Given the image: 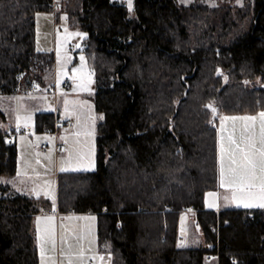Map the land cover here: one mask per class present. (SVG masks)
Listing matches in <instances>:
<instances>
[{
  "label": "trees",
  "instance_id": "trees-1",
  "mask_svg": "<svg viewBox=\"0 0 264 264\" xmlns=\"http://www.w3.org/2000/svg\"><path fill=\"white\" fill-rule=\"evenodd\" d=\"M135 10L131 17L113 0H0L2 93L15 92L33 68L54 64V53L37 48L38 12L55 11L57 20L66 13L71 27L86 32L103 114L97 164L58 174L60 212L96 213L112 264H207L211 253L220 264H264V208L206 206L218 185L221 111H264V0L248 10L135 0ZM211 102L221 110L215 119ZM3 121L0 108V176L10 177L18 145ZM56 122L55 112L36 114L38 130ZM52 204L0 181V264H40L34 221ZM189 209L202 230L198 245L182 243Z\"/></svg>",
  "mask_w": 264,
  "mask_h": 264
},
{
  "label": "rangeland",
  "instance_id": "rangeland-1",
  "mask_svg": "<svg viewBox=\"0 0 264 264\" xmlns=\"http://www.w3.org/2000/svg\"><path fill=\"white\" fill-rule=\"evenodd\" d=\"M65 1L56 0L59 4ZM113 1L129 7V0ZM197 1L232 6L241 10H248L253 5V0H179L182 4ZM129 11L131 17L136 16L135 0H131ZM85 36L84 30L70 26L66 13H62L57 20L55 11L38 12L37 48L54 53V64L44 69L33 68L28 76L22 78L15 92H0V108L6 114V121L2 123L4 126L10 124L15 128L19 161L17 174L10 177L0 176V181L11 180L18 190L46 197L53 203L57 202L58 174L62 172L61 168L67 169L66 171L94 170L97 164V124L103 114L96 109L95 71L84 50ZM67 76L72 79L69 87L64 84ZM41 111L56 113L54 130L37 129L36 114ZM224 117L235 116L221 111L216 121L218 130L225 120ZM261 122V118H257L253 125L246 124L243 119L232 120L229 129L222 134L220 153L224 176L231 177L230 170L237 168V165L232 163L235 145L231 139L244 147L242 138L251 136L254 150H258ZM62 137L64 139H61ZM235 159L239 161V153ZM256 176L259 186L261 181L258 168ZM257 191L260 193V188ZM217 197L218 192L210 190L211 204L216 202ZM49 217L52 219L49 220ZM96 222V216L91 214H38L34 221V234L40 249V264H67L64 263L65 257L69 261L73 260L70 264H88L90 261L97 264L96 258L88 255L92 249L97 251L99 247ZM63 226H66V231L61 233L60 244V229L63 232ZM180 232L184 245H198L203 242V236H200L201 228L191 210L182 212ZM187 233L193 243L184 239ZM41 247L44 249L43 255ZM106 247H109L108 243H105L104 248L100 246V249L104 251ZM59 249L62 251V259ZM111 257L109 254V260L105 259L103 264H112Z\"/></svg>",
  "mask_w": 264,
  "mask_h": 264
},
{
  "label": "crops",
  "instance_id": "crops-1",
  "mask_svg": "<svg viewBox=\"0 0 264 264\" xmlns=\"http://www.w3.org/2000/svg\"><path fill=\"white\" fill-rule=\"evenodd\" d=\"M57 4L60 5L59 3H57ZM261 112H264V111H259L257 113H253V114L252 113H245V114H238V115H236V114H228V115L235 116V117H247L248 115H252L254 117L260 118L259 113H261ZM229 118H231V117H229ZM232 120H230V121L227 120V119L223 120L222 121V124H220L219 130H218L219 131V176H218V185L214 189V190H216L218 192V197H217L216 202H214L212 204L210 203V201H211L209 199V192L210 191H208L207 194H206V206L208 208H212V209H216V210H221V209H224V208H233V207L246 208V207L243 206L244 203H253L255 205V204H258V203L261 202L259 200L260 193L257 191L260 188L258 186L259 182H258L257 179L255 180L256 187L252 188L250 193L249 192H246V191L245 192L238 191L235 185L230 184L228 182L229 179L231 178L229 175H225L224 176V186H221V180H222V176H221V169H222L221 168V164H223V163H222V154L220 153L221 152V149H220V140H221L222 134L225 133V131L229 129V126H230V123L232 122ZM237 120H239V119H237ZM254 122L255 121H251V120L246 121L245 120V123L246 124H249V125H250V123L253 125ZM9 126H10V124H9ZM230 174H232V173H230ZM6 181L7 182H10L14 186V183L11 180H6ZM15 189L18 190V188H15ZM18 191L25 192V191H22V190H18ZM25 193H28V192H25ZM234 196H235V198H233ZM50 208H56V209H58L57 202L53 203L50 207L44 209V211H42L43 214H45V215H47V214L54 215L53 213H49L48 212V209H50ZM252 208H261V207L254 206V207L246 208V209H252ZM189 210L192 211V214L195 217L194 210H192V209H189ZM60 213H62V212H60ZM74 213H78V212H68V213H64V214H67L68 215V214H74ZM81 214H91L92 216H96V221H97V215L94 212H83ZM196 222L198 224V221H196ZM65 228H66V226L65 227L63 226V232L60 229V237H59L60 238L59 239L60 244L62 243L61 233L63 234L66 231ZM97 233H98V228H97ZM200 236H203L202 230H201ZM184 239L188 243H193L192 242L193 239L192 238H189L188 233L184 236ZM94 244H95V242H94ZM98 244H99L98 245L99 246L98 247V250L96 251L95 249H92V251L88 255H93L96 258L97 264H103V261L105 259L107 261L109 260V254H111V253L109 251V247H106V249L104 251H102L100 249V246L101 245L99 243V240H98ZM59 252H60L61 259H62V251H60V249H59ZM105 252H106V255H105ZM72 261L71 260L69 261L67 257L64 258V263L70 264V263H72ZM89 263H92V262L90 261ZM207 264H220V263H219L218 257L215 256L212 259H209L208 258Z\"/></svg>",
  "mask_w": 264,
  "mask_h": 264
},
{
  "label": "snow or ice",
  "instance_id": "snow-or-ice-1",
  "mask_svg": "<svg viewBox=\"0 0 264 264\" xmlns=\"http://www.w3.org/2000/svg\"><path fill=\"white\" fill-rule=\"evenodd\" d=\"M129 9H131V0H129ZM215 111V109H213ZM261 118V136H260V148L258 150L255 149V145L253 143L251 136H246L242 138V143L244 147H241L240 144L234 139H231L233 145H235V149L233 152V160L232 163L237 165V168L231 169L232 176L229 179V183L236 186L237 190L240 192L248 191L251 192V189L256 187L255 180L257 179L256 170L259 169L260 172V195L259 200L261 201L258 204L253 203H244L243 206L246 208H251L254 206H258L264 208V112L259 113ZM223 119H243V120H251L255 121L257 117L248 116V117H224ZM247 130V129H246ZM61 139H64L63 137ZM239 153L240 159L237 161L235 159L236 154ZM67 169L61 168V171H66ZM19 174V173H18ZM221 186H224V174L223 168L221 169ZM235 198V196L233 197ZM39 219V218H38ZM49 220L52 218L49 217ZM44 254V249L41 247V255ZM102 259V258H101Z\"/></svg>",
  "mask_w": 264,
  "mask_h": 264
},
{
  "label": "built area",
  "instance_id": "built-area-1",
  "mask_svg": "<svg viewBox=\"0 0 264 264\" xmlns=\"http://www.w3.org/2000/svg\"><path fill=\"white\" fill-rule=\"evenodd\" d=\"M64 84L66 86H70L72 84V79L69 76H67L64 79ZM7 132H8L9 141L14 142L15 141V136H14L15 135V129L12 126H9ZM48 212L53 213V214H58V215L60 214V211L56 208H50V209H48ZM210 247L213 248L214 245H211ZM213 257H215V255L212 253L209 254V256H208L209 259H211ZM88 264H92V263H88Z\"/></svg>",
  "mask_w": 264,
  "mask_h": 264
},
{
  "label": "water",
  "instance_id": "water-1",
  "mask_svg": "<svg viewBox=\"0 0 264 264\" xmlns=\"http://www.w3.org/2000/svg\"><path fill=\"white\" fill-rule=\"evenodd\" d=\"M209 107L212 109V111H213V109H215V111H213V119H215L216 117H218L219 115H220V107H219V105L216 103V102H211L210 104H209Z\"/></svg>",
  "mask_w": 264,
  "mask_h": 264
}]
</instances>
